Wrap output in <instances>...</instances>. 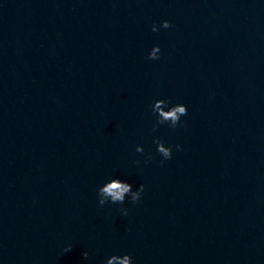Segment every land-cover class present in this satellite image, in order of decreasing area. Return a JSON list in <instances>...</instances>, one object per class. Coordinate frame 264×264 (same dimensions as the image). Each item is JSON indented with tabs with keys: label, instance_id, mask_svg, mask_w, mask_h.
<instances>
[{
	"label": "water",
	"instance_id": "1",
	"mask_svg": "<svg viewBox=\"0 0 264 264\" xmlns=\"http://www.w3.org/2000/svg\"><path fill=\"white\" fill-rule=\"evenodd\" d=\"M114 254L264 264V0H0V264Z\"/></svg>",
	"mask_w": 264,
	"mask_h": 264
},
{
	"label": "clouds",
	"instance_id": "2",
	"mask_svg": "<svg viewBox=\"0 0 264 264\" xmlns=\"http://www.w3.org/2000/svg\"><path fill=\"white\" fill-rule=\"evenodd\" d=\"M170 28L172 24L169 20H164L162 25L153 24L152 31L156 32L159 31V28ZM161 53L160 45H155L150 54L149 59H159ZM170 101L167 99H159L156 100L155 103L152 105L153 113L158 114L157 117V124H165L168 123L172 128H176L181 123V117L187 115L188 108L187 105L183 103H177L171 107H169ZM163 105V107L161 106ZM165 108L168 110L165 111ZM157 125H153V130H155ZM157 145V151L162 154L165 159H171L172 157V146L166 145L163 140L157 138L154 141ZM177 149H180L181 145L175 146ZM137 152L143 153L144 147L142 145H138L136 148ZM153 157L148 156V159L145 160V163L150 162ZM139 163V161H137ZM163 160L161 161V164ZM144 184H140L138 188L135 190L131 183L119 178L115 177L107 181L102 187L98 189V196H99V203L104 205L109 200L112 203H120L123 204L126 200V197L131 198L132 203H137L140 201L142 194L144 192ZM121 211L123 214L127 215L128 209L122 208ZM71 245H68L64 251L67 252L71 249ZM84 259L89 257V252H83ZM119 261V264H133V257L131 254H124V255H112L110 258L106 260V264H115V262Z\"/></svg>",
	"mask_w": 264,
	"mask_h": 264
}]
</instances>
